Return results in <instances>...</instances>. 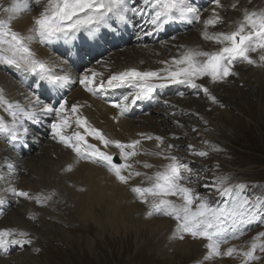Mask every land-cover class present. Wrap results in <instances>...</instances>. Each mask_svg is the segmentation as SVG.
<instances>
[{
	"label": "bare ground",
	"instance_id": "1",
	"mask_svg": "<svg viewBox=\"0 0 264 264\" xmlns=\"http://www.w3.org/2000/svg\"><path fill=\"white\" fill-rule=\"evenodd\" d=\"M11 2L12 0H4L2 4L8 6ZM135 2L143 6L144 0H135ZM46 3L47 0H41L39 5H32L30 12L20 13L12 23L13 29L27 34L33 17L42 10ZM190 3L200 9L201 19L199 22L177 20L157 29L148 22L147 15L134 16L127 24L110 22L108 27L100 29L96 39H89L87 34L82 32L79 34L80 38L72 42L63 40H53L47 43L33 42L31 48L35 55L47 61L57 74L67 75L69 80L66 83L53 85L46 81H39L38 77L31 73H25L15 67L0 63V89L4 91V95L9 101L19 102L21 105L28 104L27 97L31 96L33 92L40 95L44 103L53 107H58L59 103L66 100V108L71 117V127L66 129L65 134H71L76 130L83 134L85 131L82 128H77L74 122L75 117L70 113L71 106L79 104L81 107L78 115L86 117L89 125L99 129L109 140H118L124 144L133 140L141 141V144L137 146L139 154L128 161L133 164L134 171L152 176V173L159 171V167L169 163V160L157 153L175 155L180 162L187 163L191 168L190 173H185L192 177L191 183L187 186L195 188L196 193L200 187L194 184L196 180H199L201 186L204 187L209 186L212 180L202 175L204 174L203 170H196L192 167L194 164H198L197 167L203 168V165L189 157L187 153L190 151L177 148L178 145L183 146L184 144V146H188V149L198 148V151L207 152L209 149L201 146V141L203 143L207 139L214 142L213 137L217 133L219 134L218 130L221 129V124L213 119H216L218 113L224 119L231 118L230 112H223L221 106H230L234 110H239L236 102L226 95L231 91L224 87L225 83L213 82L210 77L197 78L195 82L202 87L193 89L187 83H168L153 79L151 82L156 87L151 96L141 99V101L138 100L135 105H130L123 115L120 114V109L113 105H123L124 97H131L129 92L133 91L131 89L133 87L125 85L115 88H97L92 93L80 83L85 73L100 74L96 77L98 84L101 79L107 81L111 74L128 69L144 72L174 67L171 62L174 58H179L186 49L216 51L222 45L217 44L214 40L204 39L205 30L209 35L235 31L238 23L243 19L245 9L249 11L264 10V0H220L222 7H217L212 0H190ZM233 4H236L235 8L232 7ZM213 10L222 17V22L205 29L204 21L212 17ZM0 17L6 18L3 13H0ZM148 32L152 34L146 35L145 33ZM250 54L253 59L257 60V64L248 66L243 62L244 65L240 67H232V70L239 76V82L236 81L234 86L235 95L242 96L243 91L237 84L244 83L252 90H256L253 97L256 98L260 111H264L262 89L264 74L260 73L264 72V62L259 61V56L262 53L257 51ZM160 74L164 76L166 73L161 72ZM34 81L40 83L41 87L37 89ZM161 84L164 86H159ZM204 87L209 89V92L217 98L219 103H213L209 96L204 94ZM179 93H184V95ZM199 97H204L205 100L200 101ZM209 100L212 103H209ZM206 108H212V113H207ZM191 112L198 114L197 125L191 122L193 118ZM0 116H3L6 122L11 123V117L3 107H0ZM56 120L55 115L41 116L39 123L25 119L23 124L29 129V132L23 140L18 142H11L5 134H0V177H3L0 179V199L5 201L0 205V229L30 232L37 229L35 226L38 224L42 229H45V224L51 227L53 226L51 222L62 221L65 213L74 207L76 217L82 218L83 221L80 222L85 227L90 223L101 230L104 227L105 218L108 220L109 226H112L116 219L120 225H123L124 231H128V234L124 233V239L135 238V243H139L141 239L148 237V244H151L154 242H151L154 237H156L155 239L164 237L166 243L164 251L174 249L177 257L190 258L195 254L197 257H206V252L202 248L203 240L200 242H178L176 241L177 237H174L177 222L172 225V222L162 218L161 214L158 215L160 219L156 218L155 214L147 215L148 211L143 206L150 203L142 202L141 204V200L137 201V195L131 191V188L138 186V183H141L143 187L147 186L148 179L145 175L133 176L125 184L110 171L105 163L97 162L96 159L76 157V153L71 148L59 142L58 138H53L51 124ZM183 123L190 125V129ZM204 123H210L212 129L204 128ZM44 127L47 128L44 129ZM195 127L197 130L193 134L192 130ZM214 130L217 133H214ZM148 131H157V133L152 134ZM196 135H199L200 139H195ZM146 136H151L152 139L144 138ZM156 137H162L163 142L158 141ZM92 143L113 157L118 155L121 158L120 149L114 144H109L105 148L101 141L94 140ZM158 144L159 147H157ZM189 144L192 146L191 148ZM169 145H175V147L169 148ZM30 149L33 151L32 154H29ZM147 150L154 156L148 158L149 163L145 156ZM23 153H25L24 156ZM122 162L124 163L123 159ZM144 163L150 164L152 167L146 168L143 166ZM8 164L13 165L12 170H9ZM69 165L72 166L71 171L67 170ZM124 174H127V171ZM150 182L148 181V183ZM10 185L30 192L32 197L40 194L52 195L51 200H53L43 203L46 206L42 208V205L34 198L15 197L11 191H5ZM171 199L176 200L177 198L171 197ZM149 201H151V197H149ZM38 205L40 207H37ZM120 209L123 210L122 213H126V220L120 219L118 212ZM33 213L42 215V218L39 217L40 219L38 218L34 223L30 220ZM141 214L143 215L141 218L135 217L141 216ZM123 215L122 217H124ZM48 218L52 220L48 221ZM137 219L139 220L136 221ZM58 226L60 224L56 225V227ZM61 232L63 239L68 244H72L77 239L65 229H61ZM229 234V238L227 231L222 234L228 242L220 244L222 253H226L231 247L241 250L242 244L236 243V238H232V231ZM236 235L239 237V234ZM93 241L91 239L88 242L91 253L94 249ZM27 245H11L7 249L0 248V264H42L33 251L26 249ZM169 259L168 263L174 264L175 257L169 256ZM220 262L223 261L220 260Z\"/></svg>",
	"mask_w": 264,
	"mask_h": 264
},
{
	"label": "snow or ice",
	"instance_id": "2",
	"mask_svg": "<svg viewBox=\"0 0 264 264\" xmlns=\"http://www.w3.org/2000/svg\"><path fill=\"white\" fill-rule=\"evenodd\" d=\"M212 2L217 7H222L220 0H212ZM40 3L41 0H12L8 6L0 5V10L6 14V18L0 19V63L15 67L25 73H31L38 77L39 81H46L53 85L66 83L69 77L57 74L47 61L38 58L31 48L33 42L47 43L53 40L72 42L79 39V34L82 32L86 33L89 39H96L100 29L108 27L110 22L127 24L134 16L147 15L148 22L157 29L177 20L199 22L201 19L200 9L193 6L190 0H144L143 6L137 4L135 0H47L42 10L33 17L27 34L14 30L12 27L14 19L22 12H30L33 4L39 5ZM232 7L235 8L236 4ZM221 22L222 17L213 10L212 17L204 21L205 29ZM145 34L151 35L152 33ZM203 37L206 40H214L222 47L216 51L186 49L179 58L173 59L171 63L174 67L144 72L128 69L111 74L107 81L101 79L98 84L96 77L100 74L85 73L80 83L92 93L97 88H115L125 85L134 87L136 91L130 98L124 97L123 105H113L119 108L120 114L123 115L130 105H135L138 100L151 96L156 87L151 82L153 79L168 83H187L193 89L202 87L195 82L197 78L210 77L213 82L222 81L229 76L236 75L232 67L238 59L248 64H257V60L250 57L251 52H261L259 61L264 62V10L245 9L243 19L238 23L235 31L209 35L205 30ZM161 72L166 74L161 76ZM34 83L37 89L41 87L40 83L35 81ZM203 92L213 103H219L207 87L203 88ZM179 94L184 95V93ZM27 99V105L9 101L4 91L0 89V107H3L11 117V123H8L3 116H0V134H5L11 142L21 141L29 132L23 124L25 119L39 123L41 116L55 115L57 120L51 124L53 138H58L59 142L71 148L78 158L96 159L97 162L105 163L110 171L125 184L133 176L145 175L151 181L150 186H134L131 191L143 203H150L147 215L152 216L159 213L172 216L177 221L174 237L183 239L184 234H188L193 238L207 239L209 243L206 247L209 253L206 259L213 255H222L220 244L227 242V239L222 236L227 229H232V238H237V232L242 234V229L237 225L250 223L257 220V217L261 218L257 222H264V199L257 197L253 200L244 195L245 185L225 186L227 181L220 179L217 181L219 185L217 190L221 197L225 198L224 203L223 206L212 207L207 199L201 198L193 188L187 186L191 183L192 177L185 173H190L192 170L187 163L180 162L177 156L157 153V155H163L169 163L162 171L155 172L153 176H147L146 173L134 171L133 164L128 163L139 154L137 146L141 144L140 140H133L128 144L118 140H109L101 131L91 127L86 117L78 115L81 107L79 104L72 105L70 113L75 117L74 122L77 128H84L85 131L83 134L78 130L65 134L66 129L71 127V117L66 108V100L59 103L58 107H53L44 103L40 95L35 92ZM86 136H93L101 141L105 148L109 144H114L120 149L124 163L115 162L113 155L102 151L95 144L88 143ZM144 138L152 139L151 136ZM156 139L163 142L162 137H156ZM159 146L158 144L157 147ZM168 147L173 148L175 145ZM197 154L206 156L208 153L200 151ZM143 166L152 167L147 163ZM7 167L9 170L13 169L12 164H8ZM71 168L72 166L69 165L67 170L71 171ZM126 171L127 174H124ZM5 191H11L15 197L34 198L42 204L52 198V195L44 194L32 197L29 192L11 185ZM171 197L177 199L174 200ZM4 202L0 199V205ZM261 240H264V233L258 234L248 251L239 252L233 247L223 254L232 256L239 252L245 257L243 264H250V261L259 259L256 255L257 250L264 253V242H259ZM31 243L30 234L26 231L0 229V248L2 249H7L11 245L23 246Z\"/></svg>",
	"mask_w": 264,
	"mask_h": 264
},
{
	"label": "rangeland",
	"instance_id": "3",
	"mask_svg": "<svg viewBox=\"0 0 264 264\" xmlns=\"http://www.w3.org/2000/svg\"><path fill=\"white\" fill-rule=\"evenodd\" d=\"M4 0H0V5H3ZM0 13H3L0 10ZM4 14V13H3ZM6 16V14H5ZM2 19V17H0ZM252 58V54H250ZM253 59V58H252ZM240 61L239 59L234 62L233 67H240L241 65H252L247 62ZM234 72V70H232ZM236 73V72H234ZM264 74V72H260ZM239 76L232 75L224 80L220 81L219 84L225 83L224 87L231 91V93H227L226 95L231 97L233 102H236L237 109L234 110L230 106H221L222 109L220 111L230 112V119L223 118L216 115V120L221 124V129L217 131H213L217 133L214 136V142L204 141L201 146L207 148L206 156H199L197 153L200 152L197 149H188V146L178 145L179 150L185 149L190 152L187 154L189 157L194 159L195 161L201 163L203 168L197 167L198 164H194L192 167L196 170H203L202 175L207 176L209 178L210 183L209 186L204 187L201 186V182L196 180L194 182L195 185H199L200 187L197 189V192L201 198H206L212 207L223 206L224 199L220 195V192L217 190L219 185L217 181L220 179H224L227 181L225 186H235L239 184L245 185V189L243 190V194L248 196L249 198L255 200L257 197L264 199V111L261 110L257 104L256 98L253 97L256 90H252L247 87L244 83H239L237 86L239 89L243 91L242 96L238 97L235 95L236 89L235 84L238 80ZM232 79V80H231ZM234 87V88H233ZM264 92V86L262 87ZM253 92V93H252ZM225 95V94H224ZM200 101H204V97L198 98ZM197 99V100H198ZM211 101L209 100V103ZM212 103V102H211ZM207 113H212V108H206ZM191 122L194 124H198V114L196 112H191ZM215 116V115H214ZM184 126H187L190 129V125L183 123ZM44 125V124H43ZM41 125V126H43ZM203 125V124H202ZM223 126V127H222ZM206 129H212L210 123H204L203 125ZM47 127H44V129ZM225 128V129H224ZM156 130V129H155ZM196 127L192 130L193 134L196 133ZM154 134L155 131H148ZM223 132V133H222ZM157 133V131L155 132ZM46 136L47 132H45ZM217 137V138H216ZM49 139V137H48ZM195 139H200L199 135L195 136ZM220 139V140H219ZM226 139V140H225ZM50 140V139H49ZM218 142H217V141ZM211 142V143H210ZM210 143V144H208ZM213 143V145H212ZM207 145V146H205ZM190 146V144H189ZM211 147V148H210ZM152 148V147H151ZM212 153H211V152ZM32 150H29V154H32ZM196 152V153H195ZM27 154V153H26ZM215 154V155H214ZM25 153H23V156ZM146 161L149 163L148 158L154 157L153 154L147 150L145 151ZM159 167V171H162L164 166ZM154 173H152V176ZM47 181V179H46ZM54 181V180H53ZM147 186H150L151 182L148 183ZM48 183V181H47ZM138 186H142L141 183H138ZM143 187V186H142ZM195 189V188H194ZM30 193V192H29ZM133 193V192H132ZM31 194V193H30ZM36 196V195H35ZM137 201H140L137 198ZM53 200V199H52ZM51 199L48 200L52 201ZM142 204V201H140ZM180 202V201H178ZM37 203V202H36ZM42 208L45 207V204H42ZM37 207H40L38 205ZM145 207L146 211L150 210V204H147ZM195 207V205H194ZM122 209H120L119 217L120 219H127L126 213H122ZM75 208L67 213H65L62 221L51 222L53 226H49L45 224V229L40 227V224L36 225L37 229L28 232L30 234V239L32 243L26 246V249L33 251L38 258L40 259V263L42 264H172L168 263L169 256L175 257L174 264H243L245 257L239 252L248 251L251 247V244L256 240L259 233H264V222H257L260 220V217H257V220H253L250 223H245L246 225L237 226L242 229V234H239V237L235 239L236 243L242 244L241 250L237 254L232 256L223 255L221 249L220 251L223 255L215 256L206 259L201 257H197L196 254L194 257H182L176 256L175 250H166L164 251V237L155 239H151V244H148V237H144L141 239L139 243H135V238L124 239L125 234H128V231H124L123 225H120L119 222L114 220L112 226H109L108 220L104 219V227L103 229H99L98 227L93 226L92 224H88L85 227L80 221H83L81 217L75 215ZM124 217H122V215ZM156 218H158L159 213H156ZM34 216V217H33ZM33 216H30V220L34 223L38 220V218H42V215L38 213H33ZM135 216L136 218L142 217ZM162 218L169 220L172 222V225H175L177 222L172 216L161 214ZM122 217V218H121ZM39 218V219H40ZM161 218V219H162ZM148 219V217H147ZM160 219V218H158ZM52 220L51 218L47 219ZM137 219L136 221H138ZM59 222V223H58ZM115 223V224H114ZM56 227V225H59ZM116 227H115V226ZM114 226V227H113ZM61 229H65L69 234L74 236L75 241L72 244H68L63 239V234ZM118 229V230H116ZM117 231V232H116ZM124 231V232H123ZM228 232L227 237L229 238V233L233 231L232 229H227ZM27 232V231H26ZM121 232V233H120ZM131 232V231H129ZM120 233V234H119ZM125 233V234H124ZM98 234V235H97ZM124 234V235H123ZM149 236V235H147ZM162 236V235H161ZM122 237V238H121ZM239 238V239H238ZM94 240V249L93 252H90V248H88V242L90 240ZM163 239V241H162ZM159 240V241H158ZM204 241L203 251L206 252V256L209 253V249L206 245L209 243L207 239L204 238H193L188 234H184L183 239L177 238L176 241L186 242V241ZM230 240V239H229ZM239 240V241H238ZM87 241V242H86ZM234 241V242H235ZM241 241V242H240ZM259 242H264L261 240ZM87 243V245H86ZM160 245H159V244ZM221 243V244H227ZM155 245V246H154ZM159 246V247H158ZM74 248V250H73ZM233 248V247H231ZM238 249V248H236ZM256 255L259 259L250 261V264H264V253L259 252L257 250ZM196 256V257H195ZM223 259H222V258ZM177 258V259H176ZM227 259V260H226ZM212 260V261H211ZM223 261V262H220ZM192 261V262H191ZM218 262V263H217Z\"/></svg>",
	"mask_w": 264,
	"mask_h": 264
}]
</instances>
